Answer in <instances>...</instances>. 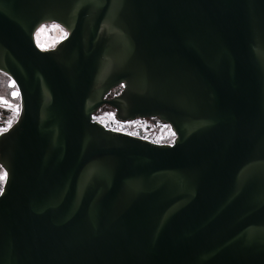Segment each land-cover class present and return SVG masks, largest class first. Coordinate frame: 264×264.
Listing matches in <instances>:
<instances>
[{"label":"water","instance_id":"water-1","mask_svg":"<svg viewBox=\"0 0 264 264\" xmlns=\"http://www.w3.org/2000/svg\"><path fill=\"white\" fill-rule=\"evenodd\" d=\"M0 71V264H264V0H0Z\"/></svg>","mask_w":264,"mask_h":264},{"label":"rangeland","instance_id":"rangeland-1","mask_svg":"<svg viewBox=\"0 0 264 264\" xmlns=\"http://www.w3.org/2000/svg\"><path fill=\"white\" fill-rule=\"evenodd\" d=\"M67 32L58 24H46L41 27L37 33V42L43 49H50L55 47L63 38H65ZM113 109L109 106H104L101 111L105 117V123L108 127H126L129 130L141 132L145 137H148L159 143H172L175 139V135L166 124L160 122L149 121L146 119L136 120L133 122L122 123L116 118V112L113 113ZM166 141V142H164ZM5 180L0 181V188L4 186Z\"/></svg>","mask_w":264,"mask_h":264},{"label":"flooded vegetation","instance_id":"flooded-vegetation-1","mask_svg":"<svg viewBox=\"0 0 264 264\" xmlns=\"http://www.w3.org/2000/svg\"><path fill=\"white\" fill-rule=\"evenodd\" d=\"M13 93H17L13 95ZM21 111V97L17 86L12 79L5 73L0 71V136L5 133L17 121ZM156 122V120H154ZM9 122L11 126L9 127ZM5 172L0 166V175Z\"/></svg>","mask_w":264,"mask_h":264},{"label":"trees","instance_id":"trees-1","mask_svg":"<svg viewBox=\"0 0 264 264\" xmlns=\"http://www.w3.org/2000/svg\"><path fill=\"white\" fill-rule=\"evenodd\" d=\"M113 96H114V93H113ZM112 111H114V110H112ZM113 113H115V111H114ZM95 118H96L97 120L103 122L104 124H106V123H105V117H104V115H102V111H101V110L98 111V112L95 114ZM139 120H143V119H139ZM146 120H149V121H151V122L154 121V120H156L157 123H158V122L163 123L162 121H160V120H158V119H146ZM154 122H155V121H154ZM163 124H166V123H163ZM166 126L169 127V128L171 129V126H170L169 124H166ZM164 142H166V141H164Z\"/></svg>","mask_w":264,"mask_h":264},{"label":"built area","instance_id":"built-area-1","mask_svg":"<svg viewBox=\"0 0 264 264\" xmlns=\"http://www.w3.org/2000/svg\"><path fill=\"white\" fill-rule=\"evenodd\" d=\"M12 82L15 84V82H14L13 80H12ZM15 85H16V84H15ZM111 128L114 129V130H117V131L123 132V133L131 134V135H138V133H139V132H136V131L129 130V129H127L126 127L121 128V127L116 126V127H111ZM146 138H147V137H146ZM0 190L3 191V187L0 188ZM2 191H0V195L2 194Z\"/></svg>","mask_w":264,"mask_h":264},{"label":"snow or ice","instance_id":"snow-or-ice-1","mask_svg":"<svg viewBox=\"0 0 264 264\" xmlns=\"http://www.w3.org/2000/svg\"><path fill=\"white\" fill-rule=\"evenodd\" d=\"M17 93H13V95H16ZM11 126V122H9V127ZM3 131H7V129H4ZM7 179V172H4L3 175H0V181H4ZM2 191V190H0Z\"/></svg>","mask_w":264,"mask_h":264}]
</instances>
